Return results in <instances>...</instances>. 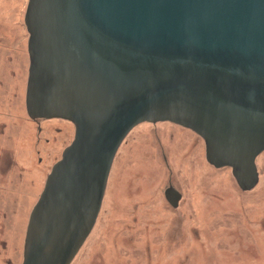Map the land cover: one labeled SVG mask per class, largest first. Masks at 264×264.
<instances>
[{"label": "water", "instance_id": "95a60500", "mask_svg": "<svg viewBox=\"0 0 264 264\" xmlns=\"http://www.w3.org/2000/svg\"><path fill=\"white\" fill-rule=\"evenodd\" d=\"M25 23L27 112L73 122L75 137L30 213L22 264L74 262L142 122L192 129L208 163L231 167L240 189L257 185L264 0H29Z\"/></svg>", "mask_w": 264, "mask_h": 264}, {"label": "rangeland", "instance_id": "374dc122", "mask_svg": "<svg viewBox=\"0 0 264 264\" xmlns=\"http://www.w3.org/2000/svg\"><path fill=\"white\" fill-rule=\"evenodd\" d=\"M28 4L0 0V264L23 263L25 223L75 133L52 119L39 131L28 116ZM256 164L259 181L245 191L231 167L208 163L202 137L142 122L119 149L71 264H264V151ZM169 185L182 193L178 208L165 198Z\"/></svg>", "mask_w": 264, "mask_h": 264}, {"label": "flooded vegetation", "instance_id": "af4514ba", "mask_svg": "<svg viewBox=\"0 0 264 264\" xmlns=\"http://www.w3.org/2000/svg\"><path fill=\"white\" fill-rule=\"evenodd\" d=\"M28 113V112H27ZM28 116H29V118H30V120H32L35 124H37V126H38V130L40 131V130H42V127H41V122L43 121V120H50V119H52V120H61V121H67V122H71V121H69V120H67V119H64V118H59V117H53V118H42V117H32V116H30L29 114H28ZM71 123H73V122H71ZM148 123H150V124H158V123H170V124H173V125H175L176 127H179V128H182V129H184V130H187V131H189L191 134L193 133V134H195V135H197L198 137H201L198 133H196L195 131H193L192 129H190V128H187V127H183L182 125H179V124H177V123H173V122H170V121H157V122H148ZM74 124V123H73ZM141 124V123H140ZM139 125V124H138ZM138 125H136L128 134H127V136L125 137V139L123 140V142L121 143V145H120V147H119V149L121 148V146H122V144L125 142V140L127 139V137L131 134V132L138 126ZM75 126V125H74ZM74 137H75V133H74V136H73V139H72V141L74 140ZM72 141H71V143H72ZM70 143V144H71ZM69 144V145H70ZM69 145H67L66 147H68ZM66 147L63 149V152H64V150L66 149ZM119 149L117 150V153H118V151H119ZM63 152H62V154H63ZM117 153H116V155H117ZM116 155H115V157H114V160H113V163H114V161H115V158H116ZM39 161H42V158H39ZM113 163H112V166H113ZM111 169H112V167H111ZM110 173H111V170H110ZM109 177H110V174H109ZM109 177H108V182H109ZM108 182H107V186H108ZM107 186H106V191H107ZM168 190H171L173 193H172V195L170 194V198L166 195V193H167V191ZM42 191H43V189L40 191V195H41V193H42ZM106 191H105V194H106ZM105 194H104V197H105ZM40 195H39V197H40ZM177 195H180V198H179V200H177L176 199V196ZM182 193L178 190V189H176L173 185H169L167 188H166V190H165V198H166V200L168 201V203L172 206V207H174V208H178L179 207V205H180V203H181V200H182ZM103 200H104V198H103ZM36 204V203H35ZM102 204H103V202H102ZM101 208H102V206H101ZM101 211V210H100ZM100 214V213H99ZM98 219V218H97ZM97 222V221H96ZM27 225L28 224H26L25 223V226H24V232H26V230H27ZM25 236H26V233H25ZM25 236H24V234H23V237H24V242H25ZM19 241H20V238H19Z\"/></svg>", "mask_w": 264, "mask_h": 264}, {"label": "bare ground", "instance_id": "6f19581e", "mask_svg": "<svg viewBox=\"0 0 264 264\" xmlns=\"http://www.w3.org/2000/svg\"><path fill=\"white\" fill-rule=\"evenodd\" d=\"M184 127V126H183Z\"/></svg>", "mask_w": 264, "mask_h": 264}]
</instances>
